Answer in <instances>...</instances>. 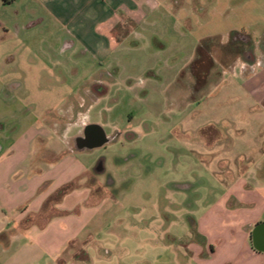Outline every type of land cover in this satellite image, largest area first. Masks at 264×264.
<instances>
[{
  "label": "rangeland",
  "instance_id": "obj_1",
  "mask_svg": "<svg viewBox=\"0 0 264 264\" xmlns=\"http://www.w3.org/2000/svg\"><path fill=\"white\" fill-rule=\"evenodd\" d=\"M35 8L7 0L0 10L11 42L5 41L10 53H0V118L8 110L3 89L26 82L10 96L15 111L30 112L28 123L71 107L74 121L100 125L111 142L78 156L88 168L103 161L102 175L92 171L58 191L66 197L87 183L106 192L99 206L90 212L79 205L71 214L68 204L59 208L63 215L52 229L30 241H74L60 256L65 264L82 249L93 264L177 256L186 241L196 240V222L223 194L213 172L244 169L249 158H239L236 145L258 142L252 127L237 131L234 97L244 83L243 64L244 74L264 64V0H128L107 25L108 49L93 51L70 27L38 21ZM233 31L243 40L230 44ZM212 37L213 64L205 66L200 86L190 68L200 42ZM248 150L241 153H261ZM120 246L124 257L100 262L99 256L118 255ZM57 263L46 255L39 262Z\"/></svg>",
  "mask_w": 264,
  "mask_h": 264
},
{
  "label": "crops",
  "instance_id": "obj_2",
  "mask_svg": "<svg viewBox=\"0 0 264 264\" xmlns=\"http://www.w3.org/2000/svg\"><path fill=\"white\" fill-rule=\"evenodd\" d=\"M27 1L40 7L32 9L38 21L46 18L70 27L81 45L92 51L94 48L108 49L106 40L111 38L112 28L107 25L113 13L128 4V0ZM5 5L0 0V10ZM2 30L4 26L0 24V53L7 55L11 50L5 48V41L10 31L4 35ZM246 67L244 63L241 72L244 83L239 85L234 97L237 102V110H234L238 121L236 128L243 131L247 125L252 127L258 142H241L236 147L241 152L247 148L261 153L254 158L238 153L239 158H249L244 169L234 165L225 174L216 168L213 172L215 184L223 194L196 222V240L186 241L177 256L157 257L152 264H163L160 263L163 261L164 264H264V249L256 245L255 235L252 236L258 225L264 226V64L244 74ZM28 84L15 83L10 85L15 87L13 90L10 86L3 89L8 110L0 118V264H39L45 255L53 257L57 264H65L60 256L74 241H46V244L45 241H30L31 235L34 233L39 239L52 229L57 218L63 215L57 210L67 204L71 210L65 211L66 214L74 213L73 209L79 205L93 211L106 192L95 191L86 183L80 187L77 184V189L66 197L58 195L63 187L77 183L98 166L88 168L80 162L79 154L90 150L79 151L75 144L80 132L90 124L86 118L74 121L71 107L57 112L47 110L38 117L35 115L28 123L26 119L30 112L15 111V100L13 95L10 96L16 88ZM49 117L51 120L47 121ZM26 123L28 126L24 125ZM66 136L72 141L65 140ZM204 145L209 147L206 142ZM225 175L231 178H220ZM125 250L120 246L118 255L110 253L98 258L102 263H112L116 257H124ZM82 262L93 264L84 249L71 259V264ZM143 262V259L137 260L138 264Z\"/></svg>",
  "mask_w": 264,
  "mask_h": 264
},
{
  "label": "water",
  "instance_id": "obj_3",
  "mask_svg": "<svg viewBox=\"0 0 264 264\" xmlns=\"http://www.w3.org/2000/svg\"><path fill=\"white\" fill-rule=\"evenodd\" d=\"M111 142V139L106 135L105 131L100 125H88L84 129L83 136L75 139V144L79 151L92 150L103 147ZM95 172L102 174L104 172V164L100 162L95 169ZM256 245L264 249V226H259L255 233Z\"/></svg>",
  "mask_w": 264,
  "mask_h": 264
},
{
  "label": "trees",
  "instance_id": "obj_4",
  "mask_svg": "<svg viewBox=\"0 0 264 264\" xmlns=\"http://www.w3.org/2000/svg\"><path fill=\"white\" fill-rule=\"evenodd\" d=\"M2 1L4 4H6V0H2ZM239 38L243 40L241 35H239L236 32H233L230 34L231 40L229 41V43L234 44L233 42L237 41V39ZM215 40L217 39L215 37H212V38L204 39L200 42V45L197 49L195 60L193 61L191 68H190V73L193 75L197 84L200 86L202 83L205 82V78L207 76V74L204 71L205 66H207V64H209V66L213 64L210 54H211L212 45L215 43ZM238 54H241V55L244 54V51L241 47H238ZM259 226H262V224L258 225L256 229ZM256 229L252 233L253 237L256 233Z\"/></svg>",
  "mask_w": 264,
  "mask_h": 264
},
{
  "label": "flooded vegetation",
  "instance_id": "obj_5",
  "mask_svg": "<svg viewBox=\"0 0 264 264\" xmlns=\"http://www.w3.org/2000/svg\"><path fill=\"white\" fill-rule=\"evenodd\" d=\"M101 162H103V161H101ZM103 174V173H102ZM102 174H99V175H102ZM100 184H103V183H100Z\"/></svg>",
  "mask_w": 264,
  "mask_h": 264
}]
</instances>
